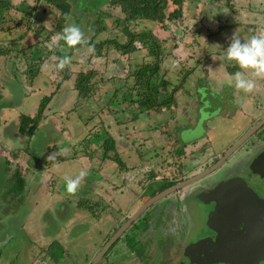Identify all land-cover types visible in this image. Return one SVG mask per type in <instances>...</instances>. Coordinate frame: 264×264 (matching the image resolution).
Instances as JSON below:
<instances>
[{"label": "crops", "instance_id": "0c3cea01", "mask_svg": "<svg viewBox=\"0 0 264 264\" xmlns=\"http://www.w3.org/2000/svg\"><path fill=\"white\" fill-rule=\"evenodd\" d=\"M32 1H35L34 4ZM69 1L72 4V10L67 22L71 19L70 24L76 25L80 31L88 32V37L93 36L97 20L96 10L99 9H95L96 5H94L95 7L91 5L92 1L77 0L75 3L72 0ZM108 1L106 0L102 4L104 11L107 9L103 6H109ZM10 2L15 5L12 8L16 9L15 14L11 15L14 18L20 17L21 19L19 15H22L23 12L25 15L23 19H27L25 21L28 23H26V27L22 22L8 29H3L2 24H0V49L3 50L2 53L0 51V162H3V170L0 172V176H7V179L11 180L9 184H12L15 178H17L15 182L21 183L20 185H24L25 180L31 183L35 179H39L44 190L48 191L52 187L55 188V176L59 173V170H62L63 163H66L69 159L79 162L81 154L78 153L84 145L90 151V156L96 158V162L92 159V162L88 163H95L93 165L95 168L90 169L88 182L92 177L100 187H104L106 173L108 171H119L120 166L111 160L104 161L105 154L101 148L104 139L97 138L93 142V146L90 143V139L97 136V127H106L105 131L111 134L115 142L117 140L114 132L116 130L120 131L121 125L124 128L119 134H122L120 138H124L125 142L131 141L133 143L137 139V134L143 135L144 130L149 132L146 136L155 139V134L152 133H155L156 121L152 119V116L158 114L159 117V115L170 112V114L176 113L175 116L177 117L180 113L184 114L183 112H185V115L190 118L189 120H192V117H189L190 115L186 113L188 111L184 106L188 105L195 109L201 104V98L198 97L201 94L199 91L196 92L201 85L211 89L210 93L215 96L214 99L206 100L208 106L214 108L215 99L218 102L216 108H218L219 113L216 112L218 113L216 116L211 114L209 118L204 120L206 125L208 123L212 124L211 121L219 116L221 120L239 126L241 121L247 120L246 123L249 121L251 118L250 110L254 106L261 107L264 105V77H253L251 70L241 69L235 61L226 57V50L234 38L244 43L253 35H258V29L264 23V0H184L182 17L176 20H167L166 27L148 20L130 22L128 25L135 30H153L154 34L162 41L161 64L164 77L169 80L168 74L171 73L175 78L173 84H181L175 91L176 103L171 108H163L158 111L144 109L137 111L134 108L137 114L135 118L134 116L128 118L131 106L125 99V94L131 93L126 89L134 83L133 77H129L128 73L137 65L153 60L152 57L148 56L147 49L141 42H136V50L130 54H122L114 47H110L108 55L96 56L94 61L99 66L97 69L101 70L103 74V81L92 98L77 106L79 100L73 78L61 82L55 90V61L59 58L58 54H63V56L66 54L62 52L66 44L60 38L62 37L61 30L63 26L59 32L51 30L50 32L47 26L38 23L42 29L39 33L48 31L50 32V34H47L48 37L51 34L57 36L56 45H64L62 49L55 47L51 50L48 47L49 39L47 35L38 38V32L33 30L34 25L31 24V22L36 24L35 20L40 14V8L43 6L42 2L45 1L29 0L27 10L20 7L22 6L20 1H18V4L17 0H10ZM50 8L54 9L53 12L55 13V7L48 4L47 7L43 6L42 9L49 10ZM3 9L8 11L5 8ZM58 11L60 15L61 11ZM108 11H111V8ZM115 12L117 13V10ZM84 15L86 17L83 19ZM2 17L6 18V12L0 15V18ZM104 17L106 29L99 33V39L118 38L125 41L127 37L123 32V25L120 21L115 20V14L113 16L105 15ZM34 34H36V39L31 38ZM86 49L90 53L89 49L93 50V47L89 45ZM77 59H71V70L74 71L75 66L78 68L77 71L86 70L87 66L93 67V60L90 62L89 59H84L82 63H79ZM39 62L44 63H41L42 66L37 76L31 81L27 75V70L31 65ZM236 72H241L243 77L253 80L254 87L251 91L243 92L235 89L234 82L231 84L224 82L227 78L234 79L232 74ZM169 82L172 81L169 80ZM173 84L171 89L174 87ZM33 87L39 89V94H50L53 91L54 93L45 111L46 117L41 120L37 130L32 135L24 137L25 134L20 131V116L26 114L22 109H24V103H30ZM62 93H68L71 102L67 106L61 105L58 108L54 104L55 99ZM119 93H123V95L121 97L117 96ZM20 95H23V97L20 101H17L19 106L9 101ZM127 97H130V94H127ZM91 101L96 105L90 106L89 114L77 117L76 121L72 122V126L68 125L73 129L80 127L81 135L77 136L75 132L71 133V137H68L69 140L64 142V135L67 132L64 129L65 125L59 119H54L51 114L67 116V112L72 111L67 116L69 118L76 113L77 108H84ZM98 104L99 106H106L105 114L109 115H107L108 120L104 119V113L99 112ZM65 111L66 113H64ZM108 111H111V115ZM172 118H166V120L173 122L174 119ZM200 118L201 116L197 118L196 122L199 123ZM160 121L162 120L160 119ZM48 124L51 129L39 136V129ZM14 126L15 130L18 131L17 134H15V130L10 131V127ZM203 141L207 142V139ZM65 148L68 149V154H66ZM97 163L98 167H96ZM49 177H51V182L47 183ZM76 189H80V186ZM73 200H75V195L66 193L65 199L61 203L70 206ZM80 206L81 203L78 207ZM6 219L2 218L0 222L6 223ZM56 243V239H53L47 248L52 251V247L54 249V246L58 245ZM51 251L47 252L51 256L50 259L47 255L42 256L40 254L38 257H30L28 263L25 264H54L51 259L52 257H58L59 253ZM61 264H70V262L62 260Z\"/></svg>", "mask_w": 264, "mask_h": 264}, {"label": "flooded vegetation", "instance_id": "af4514ba", "mask_svg": "<svg viewBox=\"0 0 264 264\" xmlns=\"http://www.w3.org/2000/svg\"><path fill=\"white\" fill-rule=\"evenodd\" d=\"M25 1L20 2L28 7ZM250 115L245 125L239 123V135L220 149L208 142L192 145L199 147L194 152L186 147L167 170L147 164L135 171L140 176L135 183L128 181L131 169L124 158L125 167L106 173L104 187L91 178L95 200L88 210L92 219L106 214V231L76 258L69 256L74 241L70 247L68 238L62 240L66 246L58 241L62 256L51 262L264 264V105L254 106ZM83 146L79 164L95 159ZM85 174L88 182L90 169ZM122 195L130 196L127 204L116 199Z\"/></svg>", "mask_w": 264, "mask_h": 264}, {"label": "rangeland", "instance_id": "374dc122", "mask_svg": "<svg viewBox=\"0 0 264 264\" xmlns=\"http://www.w3.org/2000/svg\"><path fill=\"white\" fill-rule=\"evenodd\" d=\"M18 1L22 0H17V4L19 3ZM26 1L27 4H29V0ZM72 1L75 3L77 0ZM86 1L90 2L92 0ZM94 1L96 2H93L91 4L93 5V7H95L94 5H100L101 3H104L106 0ZM33 2L35 1H32V3ZM22 4L23 5L21 8H25L27 10L28 7H25L24 3ZM42 4L43 6L47 7L48 3L42 2ZM12 7H15V5H12ZM12 7H10L11 9H8L9 12L1 8L0 15L6 12L7 19L4 17L3 18L6 22H8L9 25H16L17 22L21 21V23L24 22V26L26 27V23L28 22L25 21L27 19H23L25 18L24 13L22 12V15H19L21 16V19L20 17L14 18V16L11 14H15L14 11L16 9ZM103 7H105L107 10L110 9L107 5H104ZM42 8H40V14L35 20L36 24H33L34 31L38 29V23H42L43 25L47 26L49 31L55 30V32L60 31L61 25L63 26V28L70 25L71 19H69L68 22H63V24L57 21L59 9L55 8L54 13V9L52 8H50L49 10H43ZM90 9L93 10L92 8ZM85 17L86 16L84 15L82 18L84 19ZM120 23H122L123 26L125 25V22L123 20H121ZM57 24L59 25V29H57L55 26ZM50 32H38L37 37L39 38V36H42L43 38L48 33L50 34ZM80 32L82 33V40H87L88 32ZM52 35L53 34H51V36L49 35V37L47 35L49 39L48 44L51 42L52 37H57L56 35ZM93 36H89L88 40H90ZM37 37L36 34H34L31 38L36 39ZM95 41L99 42L101 40L97 36L95 37ZM61 45L62 46H58L55 43L51 47V50H53L55 47H57V49H62L64 45ZM88 46L89 45L87 44H83L79 46V50L75 48L71 51L70 46L66 45L65 49H63L62 52L66 54L68 52H71L70 58L72 60H75L78 56H80V58L77 59V62L79 63H82L84 59H89L90 62L93 60L94 64L92 68H99L98 64L94 61V58L96 56L92 54L93 50L89 49L90 53L86 51V48ZM103 52L104 56L108 55L109 53L106 49ZM86 68L90 69V67L88 66ZM77 70L78 68L77 66H75L74 71H72L75 73L79 72ZM74 78L75 75L73 76V79ZM168 78L172 81V86L173 81H175V78L171 73L168 74ZM32 91L33 93L30 97V103H24V109H22L24 113L30 115H33L37 111L38 104L42 96L45 95V93L39 94V89L35 87L32 88ZM197 91H199V93L201 94V96L198 95V97L201 98V104L195 109H192L188 105L184 106L185 108H187L188 111L186 113L190 115L189 117H192V120H189L190 118L185 115V112H183L184 114L180 113L179 115H177V117L175 116L176 113L170 114V112H166L162 115H159V117L158 114H154L152 116V119L156 121V126L154 128L155 133H152L155 134V139L146 136L149 132L144 130L143 135L140 133L137 134V139H135L133 143L131 141L125 142L124 138H120L122 134H119L124 128V126L122 125L120 126V131L116 130L114 132L115 139L117 140V143H119L116 148L118 155L120 159L123 160L124 158L125 161L130 165L129 169H131V171L128 172V176L130 177V179H128L129 182L135 183L139 181L140 176H136V173L134 172L138 169L146 167L147 164H149V166L155 165V169L157 171H161V169L167 170V168L170 167L169 165L172 164L170 162H173L171 161V158L175 156L172 150H174V148L177 149L179 146H175V141L184 143L186 147H188V150H193L194 152L196 151V149L198 150L199 147L197 146L201 145L203 142H206L203 140L207 139V142L211 146V148L213 150H216L220 149L222 145H225L229 143V141L235 139V137H237L242 131V128H239L238 124L232 125L226 121L221 120L219 116H217V118L211 121L212 124L208 123L206 125L204 123V120L209 118L211 114L216 116V114L219 113L218 108H216L218 102L217 99H215L214 108H210L206 103V100H211L215 97L213 96V94L210 93L211 89L201 85V87H199L196 92ZM122 95L123 93H119L117 96L121 97ZM22 97L23 95H20L17 98L13 97L9 101L14 105L19 106L17 101H20ZM32 102L34 103L32 104ZM70 102V95L68 93H62L59 97H57V99H55L54 104H56V107L59 108L61 105H69ZM82 102L84 101L78 102L77 106L82 105ZM92 105L96 104L91 101V103H89V105L85 106L84 108H77L76 113L70 116L69 118H67V116L69 113H72V111H68L67 116L60 114H51L54 119H59L65 125L64 129L67 130V132L64 135V142H67V140H69L68 137H71V133L75 132L77 136L81 135L80 127H76L73 129L68 127V125L72 126V122H75L77 117L82 115H88L90 106ZM198 107L200 108L198 109ZM99 108L98 111L102 114L104 113V119L108 120L109 115L105 114V109H107L106 106H99ZM64 113H66V111ZM108 113L111 115V111H108ZM134 114L135 109L131 107V109L129 110L128 118L133 117ZM199 116H201V118L200 122L198 123L196 121ZM170 117H173V122H168V120H166V118L168 119ZM160 119L162 121H160ZM246 121L247 120L241 121V124L245 125ZM108 123L109 122L107 121V124ZM105 128L100 126L97 127L96 138L90 139V143L92 144V146L93 142H95L97 138L106 139L111 136L110 133H107V131H105ZM50 129L51 127L49 126V124L45 125L44 127H41L39 129L38 135L41 136L42 134H45V131L47 132ZM11 130H15V126L10 127V131ZM17 132L18 131L15 130V134H17ZM23 136L25 137L26 134ZM67 151L68 149L65 148L66 154H68ZM109 154L113 156L114 152L111 151ZM184 156L185 154L182 157ZM178 157L179 155L175 156V160H178ZM93 160L96 162V158ZM105 160H111L119 165V162L113 157H105L104 161ZM80 162L82 163L79 164L77 161H72L71 159H69V161L63 163L62 170H59V173L55 176L56 187H52L50 190L48 189V191L44 190L43 186L41 187L42 183L40 184L39 179H35V181L31 183L25 180V184L20 185L21 183L15 182L17 178H15V181L12 184H9L11 180L7 179V176H0V220H2V218H7L6 223L0 222V264H25L28 263L30 257H38V255L40 254H42V256L47 255L48 259H50L51 256L47 254V252L51 251V249H48L47 246L53 239H56V244H58V241L61 244H64V241L68 238V240L65 241L67 242V246L66 244H64L66 247H70V244H72V242L74 241V246L72 248V250H74V253H70L69 256H71L72 258H76V255H78L79 253L81 255L84 252H89V246H91L93 243L92 240L97 241L103 234V232L106 231V214L102 212L101 215H97L95 219H92L91 213L88 210V208L92 210L94 206L93 203L95 200V190L90 184V182H87L86 174L80 178L78 183V186H80L81 190L76 189L74 192L71 193L72 195H75V200L72 201L70 206L61 203V201L65 199V194L69 193L66 190L65 177L74 179L80 171L85 172L86 169H91L92 167L95 168L93 166L95 163L88 164L90 162L89 160L83 159ZM96 167H98V163ZM2 170L3 162H0V172ZM49 182H51V177H49L47 180V183ZM116 199L119 200V204H127V202L130 200V196L122 195L120 196V199ZM80 203L81 206L78 207ZM101 204L104 206L106 202L101 201ZM62 240L64 241L62 242ZM60 247V244L55 245L54 248L56 250H53L56 253H60L59 255L61 257L62 249Z\"/></svg>", "mask_w": 264, "mask_h": 264}, {"label": "trees", "instance_id": "16d2710c", "mask_svg": "<svg viewBox=\"0 0 264 264\" xmlns=\"http://www.w3.org/2000/svg\"><path fill=\"white\" fill-rule=\"evenodd\" d=\"M43 1L61 11L58 20L61 22V24L68 20L72 10V4L69 0ZM92 2L96 1L92 0ZM102 4L104 3L96 5L95 7V9L99 10H96L97 20L95 22L94 36L90 40H82V43L78 42L76 45L70 46L71 51L75 48L77 49L83 44H87L93 47L92 54L97 57L104 56L103 51L105 49L108 50L110 47H114L122 54H130L136 50V42H141L147 49L148 56L152 57L153 60L137 65L135 68H133V70H131L130 73H128L129 77H133L134 83L131 85V87L126 89L131 93H127L130 94V97H127V94H125V99H127V103L131 107L136 108L137 111L140 109L158 111L162 110L163 108H171L176 103L175 91L180 87L181 84L179 83L178 85H174V87L170 89L171 82H169V80L164 77L161 64L162 41L154 34L153 30H135L128 24L130 22H137L139 20H148L158 23L162 27H166L165 24L167 20H176L182 17L184 0H109L108 7L111 8V11H104L102 9ZM10 7H12L10 0H0V9L5 8L8 10ZM115 10H117L118 13H116ZM114 14L116 16L115 20L117 22L121 20L125 22V25L123 26V32L125 33L127 39L125 41H121L118 38H109L96 42L95 37H97L99 33L106 29L104 16H113ZM20 23L21 21L17 22L16 25H19ZM0 24H2L3 29H8L13 26L9 25L3 17L0 18ZM31 24L33 26V22H31ZM55 26L57 29H59L58 24ZM36 30H38L37 32L42 31L40 26H38V29ZM0 51L1 53L3 52L2 49H0ZM57 56L59 58L55 61V65L61 59H66L67 63H65L62 69H57V67L54 68V74L56 76L54 79V83L56 85L55 90H57L56 88L61 82L70 80L75 75L74 86L78 94L79 102L92 98L95 95V91L100 87L103 81V74L100 72V70L97 68H90L75 73L70 68L71 52H68L64 56L63 54H58ZM41 63L43 64L44 62ZM41 63H35L28 68L27 75L31 81L37 76L38 71L42 66ZM53 93L54 91L50 94H45L42 96L38 104L37 111L33 115L23 114L20 116V131L23 134L29 136L37 130L41 120L46 117L45 111L47 110V107L52 99ZM136 115L137 114L135 112L133 115L134 118ZM176 145H179L178 148H174L172 151L174 152L175 156L179 155L178 158H180L185 153L186 145L182 142L175 141V146ZM101 148L103 149L106 158L113 157L119 162L121 167H125L118 155L113 137L110 136L104 139V143L102 144ZM111 151L114 152L113 156L109 154Z\"/></svg>", "mask_w": 264, "mask_h": 264}, {"label": "clouds", "instance_id": "9594fccd", "mask_svg": "<svg viewBox=\"0 0 264 264\" xmlns=\"http://www.w3.org/2000/svg\"><path fill=\"white\" fill-rule=\"evenodd\" d=\"M65 44L68 46L76 45L78 42L82 43V33L79 28L70 24L63 28L62 37ZM57 43V37H52L48 47L51 48L53 44ZM226 57L229 60L235 61L241 69L251 70L253 77H264V33L260 35H253L249 40L241 43L239 39H233L232 43L226 50ZM67 63L66 59H61L56 64L57 69H62ZM232 78H227L224 82L235 84V89L249 92L254 87V82L250 78L242 76L241 72L232 74ZM85 172L80 171L74 179L65 177L66 190L72 193L78 187V183Z\"/></svg>", "mask_w": 264, "mask_h": 264}, {"label": "built area", "instance_id": "2783aa9c", "mask_svg": "<svg viewBox=\"0 0 264 264\" xmlns=\"http://www.w3.org/2000/svg\"><path fill=\"white\" fill-rule=\"evenodd\" d=\"M261 33H264V23L258 29V35H260Z\"/></svg>", "mask_w": 264, "mask_h": 264}, {"label": "water", "instance_id": "95a60500", "mask_svg": "<svg viewBox=\"0 0 264 264\" xmlns=\"http://www.w3.org/2000/svg\"><path fill=\"white\" fill-rule=\"evenodd\" d=\"M231 180V179H230ZM230 180L228 182H230ZM232 181V180H231Z\"/></svg>", "mask_w": 264, "mask_h": 264}]
</instances>
